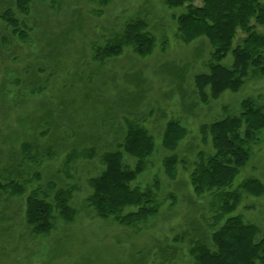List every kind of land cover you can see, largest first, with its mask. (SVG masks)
<instances>
[{"label":"rangeland","instance_id":"374dc122","mask_svg":"<svg viewBox=\"0 0 264 264\" xmlns=\"http://www.w3.org/2000/svg\"><path fill=\"white\" fill-rule=\"evenodd\" d=\"M8 7L15 9L13 0H0V14ZM183 12L163 0H108L106 6L99 0H32L29 15H18L26 22L27 41L0 19V180L18 178L27 189L23 197H2L0 264H193L192 242L223 224L217 222L216 199L196 195L189 177L198 154L211 152L200 128L239 115L244 100L263 106L264 77H250L238 93L203 104L194 78L207 72L212 48L205 38L181 41L175 18ZM134 20L157 39L154 53L142 58L125 48L118 58L94 60L95 49ZM244 37L239 33L236 44ZM231 62L229 57L224 64ZM171 120L188 132L175 152L182 163L173 180L164 167L171 154L161 144ZM128 121L155 139L135 185L153 188L160 205L156 216L132 227L101 220L86 202L92 194L88 180L104 170L100 157L117 150ZM259 138L230 190L249 179L264 186V131ZM89 150L96 155L83 157ZM125 163L135 162L125 157ZM67 188L74 220L56 218L50 233L34 234L25 223L27 196L39 191V198L52 201ZM230 216L264 232V194L242 193Z\"/></svg>","mask_w":264,"mask_h":264},{"label":"trees","instance_id":"16d2710c","mask_svg":"<svg viewBox=\"0 0 264 264\" xmlns=\"http://www.w3.org/2000/svg\"><path fill=\"white\" fill-rule=\"evenodd\" d=\"M13 1L15 9L6 8L0 19L13 35L27 41L26 22L18 15H29L32 0ZM163 1L170 9H184L175 18L181 41L191 44L205 38L212 48L207 72L194 78L203 104L218 100L226 92L238 93L250 77H264V0ZM99 3L106 6L108 0H99ZM239 33L245 37L236 44ZM1 43L0 40V47ZM156 47L157 39L147 32L146 24L134 20L106 46L96 48L94 60L103 63L118 58L125 48L145 58L152 55ZM229 57L232 62L225 65ZM263 131L264 105L259 106L252 99L241 103L239 115L201 126L202 141L211 143V152L198 154L189 177L196 195L211 193L216 199L220 210L217 222L223 224L217 229L212 226L208 235L192 242L189 253L193 264H264V232L255 225L246 224L242 216H230L240 206L242 193L250 197L264 194V186L257 179L244 181L230 190L251 159L250 145L260 141ZM187 135L179 121L167 123L161 144L171 154L164 160L166 174L171 180L176 178V169L182 163L175 152ZM155 148V139L147 129L128 121L117 150L101 155L104 170L88 180L92 194L86 200L101 220L113 218L121 226L132 227L158 214L160 205L154 189L142 190L135 185ZM23 149L29 152L30 148L24 145ZM85 152V158L96 155L93 150ZM125 157L133 159L134 165L128 166ZM22 182L12 177L0 180V204L3 196H25L26 183ZM38 194L39 191H34L25 200V223L34 234L50 233L56 218L66 222L74 220L72 189L57 190L52 201L41 199ZM128 209L134 210L126 212Z\"/></svg>","mask_w":264,"mask_h":264}]
</instances>
